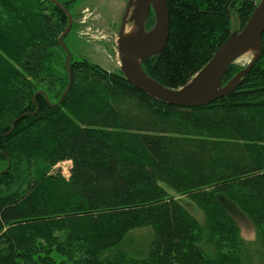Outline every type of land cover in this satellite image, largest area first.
Instances as JSON below:
<instances>
[{
  "label": "trees",
  "instance_id": "trees-1",
  "mask_svg": "<svg viewBox=\"0 0 264 264\" xmlns=\"http://www.w3.org/2000/svg\"><path fill=\"white\" fill-rule=\"evenodd\" d=\"M56 1L67 11L75 4ZM165 1V47L142 69L168 89L188 83L258 3ZM153 24L150 12L146 30ZM66 26L48 0H0V264H102L103 252L143 226L153 230L146 254L105 264H246L224 198L247 216L264 252V33L238 88L208 105H167L119 69L72 58L70 88L56 105L68 76L55 101L41 85L56 77L49 63L56 48L65 55ZM243 68L231 64L222 86ZM67 161L65 179L52 170ZM176 196L201 210L203 226Z\"/></svg>",
  "mask_w": 264,
  "mask_h": 264
},
{
  "label": "water",
  "instance_id": "water-1",
  "mask_svg": "<svg viewBox=\"0 0 264 264\" xmlns=\"http://www.w3.org/2000/svg\"><path fill=\"white\" fill-rule=\"evenodd\" d=\"M48 1L67 17V26L59 37L58 44L66 55L65 67L68 85L63 96L56 103L57 105L71 85L70 61L72 57L63 39L71 30L72 16L58 1ZM150 12L153 13L154 24L146 30L145 24ZM128 23H132V27L134 26L135 29L124 35L123 31ZM263 33L264 0H260L246 26L240 31L233 32L211 60L188 83L178 89H168L142 69L143 61L160 54L165 47L168 34V11L165 0H128L121 16L116 41L119 70L130 85L156 101L183 108L205 106L238 88L242 79L261 57ZM250 51H253L254 54L248 64L222 86V79L228 67ZM38 94H43L46 102L50 104L45 92L38 91L34 96ZM21 117L23 115L18 119ZM13 126L14 123H12L11 129ZM60 169L57 167L56 172H60Z\"/></svg>",
  "mask_w": 264,
  "mask_h": 264
},
{
  "label": "rangeland",
  "instance_id": "rangeland-1",
  "mask_svg": "<svg viewBox=\"0 0 264 264\" xmlns=\"http://www.w3.org/2000/svg\"><path fill=\"white\" fill-rule=\"evenodd\" d=\"M127 1L128 0H75V4L72 6L71 10H68L70 14L72 13V27L64 39L73 60H86L90 63L99 65L108 72L118 71L119 62L116 55V41L121 16ZM258 1L259 0H257V2ZM131 27L132 23H128L127 27H125L126 31H129ZM236 28H239L238 24L232 19L231 30ZM253 54L254 52L250 51L241 57V59L237 61L238 67H245ZM54 55H56V57L49 63V66L56 77L54 76L51 80L47 79V81L41 85L43 90L49 89L50 92H53L50 95L52 101L57 99L59 92L62 90L60 84L61 86L64 85L67 79V74L65 77H60L65 75L66 70L64 71L63 65L66 62V55H63L58 48H56V54ZM54 84H56L55 88H51V85L54 86ZM57 167L61 168L58 173H60L63 178L68 179L71 162L59 163L52 171L56 173ZM163 188H165V190L169 189L165 186H163ZM169 193L174 194L172 191H169ZM176 198L187 214L195 219L200 226H203L204 214L201 210L186 197L176 196ZM221 203L238 227L239 234L246 244L244 250L246 264H264V259L262 258V253L264 252L257 242L255 230L247 216L242 213L235 204L229 202L225 198L221 200ZM152 238L153 230L150 226L133 229L124 236L122 241L115 248L103 252L100 255V261L102 264H105L106 259L113 260L118 257L119 254H123L129 258H141L146 254ZM52 256L59 262V256L55 254Z\"/></svg>",
  "mask_w": 264,
  "mask_h": 264
},
{
  "label": "bare ground",
  "instance_id": "bare-ground-1",
  "mask_svg": "<svg viewBox=\"0 0 264 264\" xmlns=\"http://www.w3.org/2000/svg\"><path fill=\"white\" fill-rule=\"evenodd\" d=\"M259 1H260V0H259ZM259 1H258V2H259ZM165 3H166V1H165ZM166 6H167V5H166ZM167 11H168V10H167ZM249 19H250V18H249ZM248 21H249V20H248ZM248 21H247V23H248ZM247 23H246V24H247ZM246 24H245L244 26H246ZM244 26H243V27H244ZM134 29H135L134 26H133L129 31H126V28H125L124 31H123V34H124V35H127V34H129L130 32L134 31ZM241 29H242V28H241ZM241 29H240V30H241ZM240 30H239V31H240ZM233 32H237V31H233ZM233 32H232V33H233ZM232 33H231V34H232ZM231 34H230V35H231ZM230 35H229V37H230ZM167 37H168V34H167ZM229 37H228V38H229ZM228 38H227V39H228ZM227 39H226V40H227ZM166 41H167V40H166ZM225 42H226V41H225ZM225 42H224V43H225ZM224 43H223V44H224ZM165 44H166V43H165ZM223 44H222V45H223ZM222 45H221V46H222ZM221 46H220V47H221ZM220 47H219V48H220ZM219 48H218V49H219ZM217 51H218V50H217ZM217 51H216V52H217ZM216 52H215V53H216ZM242 57H243V56H242ZM239 59H241V58H239ZM239 59H238V60H239ZM238 60H237V61H238ZM237 61H235V63H237ZM119 72H120V70H119ZM144 72H145V71H144ZM120 73H121V72H120ZM145 73H146V72H145ZM146 74H147V73H146ZM134 88H135V87H134ZM142 93H143V92H142ZM167 105H168V104H167Z\"/></svg>",
  "mask_w": 264,
  "mask_h": 264
}]
</instances>
